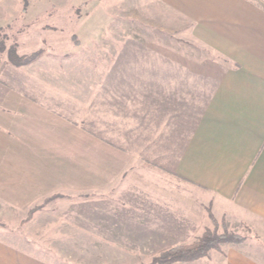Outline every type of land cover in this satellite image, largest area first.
<instances>
[{
  "label": "crops",
  "instance_id": "obj_1",
  "mask_svg": "<svg viewBox=\"0 0 264 264\" xmlns=\"http://www.w3.org/2000/svg\"><path fill=\"white\" fill-rule=\"evenodd\" d=\"M153 1L210 54L130 37L113 59L126 63V84L10 88L0 97V198L24 206L53 190L98 191L107 217L92 236L128 232L147 249L191 242L212 214L251 237L173 264H264V0ZM114 70L101 76L113 79ZM104 99L111 103L98 116L92 105ZM121 99L126 107L114 103ZM120 115L128 121L116 141L127 152L103 150L75 124L101 117L115 126ZM138 155L161 167L131 165ZM0 264L53 263L0 240Z\"/></svg>",
  "mask_w": 264,
  "mask_h": 264
},
{
  "label": "rangeland",
  "instance_id": "obj_2",
  "mask_svg": "<svg viewBox=\"0 0 264 264\" xmlns=\"http://www.w3.org/2000/svg\"><path fill=\"white\" fill-rule=\"evenodd\" d=\"M130 37L160 42L164 52L171 48L196 55L210 54L187 40L185 24L164 12L153 0H0V97L8 95L10 88L26 84L60 86L66 91L126 84L131 79L123 76V72L127 74L126 63L113 59L122 51V40ZM11 50L20 60L27 57L29 61L12 63L8 54ZM11 67L20 72H13ZM111 67L116 68L113 79L101 76ZM89 96L82 95L83 99ZM118 96L123 98L124 94ZM128 96L137 100L135 95ZM106 99L92 105L96 115L105 114L110 102ZM123 101L114 103L126 107ZM117 121L120 125L106 126L101 117L95 121L96 125L83 120L72 123L96 136L103 150L107 147L122 151L124 143L116 140L117 136L121 138V122L128 120L120 115ZM152 144L144 143V149ZM131 145L136 148L139 143ZM157 160L138 155L130 164L161 167ZM106 201L105 194L87 189L53 190L24 206L11 205L0 198V240L53 264H156L153 259L163 248L152 245L147 249L143 238L129 237L128 232L116 230L100 231L105 235L102 237L92 236L97 223L105 228L107 214L97 207L104 204L105 210ZM206 228L251 237L246 227L233 229L224 220L215 219V223L211 220V226Z\"/></svg>",
  "mask_w": 264,
  "mask_h": 264
},
{
  "label": "trees",
  "instance_id": "obj_3",
  "mask_svg": "<svg viewBox=\"0 0 264 264\" xmlns=\"http://www.w3.org/2000/svg\"><path fill=\"white\" fill-rule=\"evenodd\" d=\"M9 60L16 64H24L29 58H22L14 52L10 51ZM210 219L215 223V218L210 214ZM224 229L222 233H217L208 228L204 229L202 234L191 243H181L165 247L160 250V254L154 257L153 263L156 264H173L175 262L193 261L207 254L211 248H217L220 243H241L245 237H238L234 234H228Z\"/></svg>",
  "mask_w": 264,
  "mask_h": 264
}]
</instances>
